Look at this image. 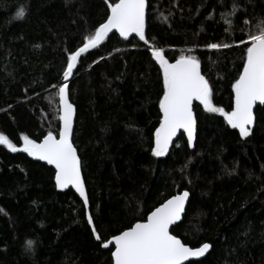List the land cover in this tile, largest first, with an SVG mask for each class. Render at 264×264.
<instances>
[{
  "label": "trees",
  "instance_id": "obj_1",
  "mask_svg": "<svg viewBox=\"0 0 264 264\" xmlns=\"http://www.w3.org/2000/svg\"><path fill=\"white\" fill-rule=\"evenodd\" d=\"M146 3L148 44L111 34L81 56L68 82L72 142L97 233L106 241L187 190L182 220L170 231L190 246L213 245L198 264H264V106L255 109L254 128L242 138L196 102L195 146L179 133L168 152L155 157L163 78L150 51L163 49L170 62L196 56L213 105L231 111V85L243 67L238 41L250 30L245 20L251 26L264 20V0ZM234 4L229 25L222 14ZM21 8L25 14L17 19ZM106 11L104 0H0V134L17 147L21 134L39 143L57 131L53 86L63 83L66 52L82 46ZM209 43L231 47L209 49ZM0 208V264H112L76 194L56 188L52 168L3 145Z\"/></svg>",
  "mask_w": 264,
  "mask_h": 264
},
{
  "label": "snow or ice",
  "instance_id": "obj_2",
  "mask_svg": "<svg viewBox=\"0 0 264 264\" xmlns=\"http://www.w3.org/2000/svg\"><path fill=\"white\" fill-rule=\"evenodd\" d=\"M104 2L107 4L106 19L95 28L94 33L83 38L82 46L67 50L63 83L53 86L58 87L60 106L57 131H49L39 143L21 134L20 147L6 135L0 134V145L13 153H26L54 166L56 187L71 186L79 193L83 199L87 222L92 226V233L103 248L110 250L112 264H198V258L208 254L213 245L201 242L199 246H190L170 231V226L182 220L186 201L190 196L187 190L165 199L158 207L148 212L146 219L138 220L106 241L97 233L92 216L87 214L89 200L81 176V162L72 142L75 108L70 102L68 82L82 54L97 48L110 33H118L125 40L135 33L140 41L148 44L145 29L146 0ZM237 10L234 4L231 12L222 14L225 23L233 24V20L228 17H234ZM24 14L21 8L17 11L16 18H22ZM244 24L250 26V30L246 39L241 38L238 41V45L244 46L243 67L231 85V111L213 105L212 90L208 80L201 74V62L196 56L181 55L174 62H170L163 49L150 48L151 57L159 65L163 78V94L159 99L161 116L159 127L153 134L154 146L151 149L153 156L161 157L168 152L169 145L179 129H183L187 134L188 147L193 146L196 130L193 101H199L209 113H219L228 126L238 130L240 137L250 135L254 121V105H264V20L255 26H251L249 20H245ZM221 47L228 48L231 45H207L209 49ZM3 211L0 208V212ZM33 243L31 239L26 240L25 250H32ZM110 246L114 248L110 249Z\"/></svg>",
  "mask_w": 264,
  "mask_h": 264
},
{
  "label": "water",
  "instance_id": "obj_3",
  "mask_svg": "<svg viewBox=\"0 0 264 264\" xmlns=\"http://www.w3.org/2000/svg\"><path fill=\"white\" fill-rule=\"evenodd\" d=\"M146 6H147V3H146ZM145 15H146V9H145ZM111 34H116L117 36H119V34H118V33H115V32H114V33H110L109 35H111ZM134 35H135V33L130 34L129 38H131V37L134 36ZM119 37H120V36H119ZM82 55H83V54H82ZM58 100H59V96H58ZM196 102H198V101H193V107H194V104H195ZM262 106H264V105H259V104L257 103V105H254L253 112H255V109H256L257 107H262ZM59 107H60V106H59ZM59 114H60V113H59ZM74 123H75V113H74V119H73V130H74ZM254 125H255V115H254L253 125L251 126L252 129L254 128ZM233 130L236 131L237 134L239 135L238 130H236V129H233ZM179 133H182V134H183V136H184V138H185V140H186V143H187V134L183 132V129H179V130L177 131L176 135L173 137L172 143L169 145V148L172 146V144H173L174 141L176 140V138H177V136H178ZM239 136H240V135H239ZM187 145H188V143H187ZM194 146H195V133H194L193 146L190 147V148H193ZM34 158H35V157H34ZM35 160H37L38 162H40V163H42V164H45L46 166L52 168V170L54 171V177H55V168H54V166L49 165V164H47L46 161H42V160H39V159H37V158H35ZM81 176H82V173H81ZM82 179H83V177H82ZM83 181H84V180H83ZM54 183H55V179H54ZM55 186H56V184H55ZM56 188H57V187H56ZM57 189H58V190H61V191L72 190V191L76 194V196L80 199V201L82 202V204H83V199L80 197L79 193H77L76 190H75L74 188H72L71 186H69L68 188H57ZM85 191H86V190H85ZM189 198H190V196H189ZM188 202H189V199L186 201L185 209H186V207H187ZM88 210H89V208L87 209V214H89ZM183 215H184V213L182 214V217H183ZM86 218H87V215H86ZM146 218H147V216H146ZM180 222H181V221L177 222V223H176L175 225H173V226H170V230H171L173 227H175L176 225H178ZM89 226H90V225H89ZM90 228H91V230H92V226H90ZM93 236H94V235H93ZM94 239H95V237H94ZM95 241H96V242H99V241H97L96 239H95ZM110 247L114 248V246H110ZM101 248L104 249V250H106V249L103 248L102 246H101ZM206 255H207V254H206ZM206 255H205V256H206ZM205 256H204V257H205ZM204 257H200V258H198V260H201V259H203ZM194 259H196V258H194ZM111 263H112V259H111ZM187 263H188V262H185V264H187Z\"/></svg>",
  "mask_w": 264,
  "mask_h": 264
},
{
  "label": "rangeland",
  "instance_id": "obj_4",
  "mask_svg": "<svg viewBox=\"0 0 264 264\" xmlns=\"http://www.w3.org/2000/svg\"><path fill=\"white\" fill-rule=\"evenodd\" d=\"M183 55V54H182ZM199 102V101H198ZM202 105V104H201ZM203 106V105H202Z\"/></svg>",
  "mask_w": 264,
  "mask_h": 264
}]
</instances>
